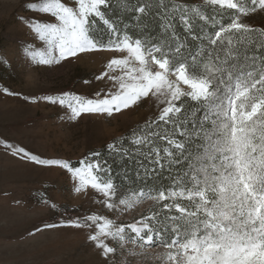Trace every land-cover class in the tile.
<instances>
[{
  "label": "snow or ice",
  "instance_id": "6c2138e0",
  "mask_svg": "<svg viewBox=\"0 0 264 264\" xmlns=\"http://www.w3.org/2000/svg\"><path fill=\"white\" fill-rule=\"evenodd\" d=\"M117 6L124 16L110 14ZM26 8L33 16L21 23L43 42L24 47L36 64L113 54L95 76L111 87L43 98L68 120L112 117L150 96L159 108L75 165L4 142L14 158L65 171L76 194H98L116 217L64 218L78 210L41 194L61 215L44 227L85 232L100 264H141L150 248L163 250V264H264V26L248 22L264 15V0H29ZM144 201L152 207L137 211Z\"/></svg>",
  "mask_w": 264,
  "mask_h": 264
},
{
  "label": "rangeland",
  "instance_id": "374dc122",
  "mask_svg": "<svg viewBox=\"0 0 264 264\" xmlns=\"http://www.w3.org/2000/svg\"><path fill=\"white\" fill-rule=\"evenodd\" d=\"M28 2L0 0V56L8 59L7 64H0V264H100L85 232L44 227L58 222L61 215L43 206L39 198L44 194L62 209L78 210L68 212L64 218L96 211L115 219V214L95 202L100 198L98 194H76L65 171L14 158L3 144L14 143L42 158L67 159L75 165L91 151L105 147L114 138L128 136L145 121L154 119L159 113L158 102L150 96L112 117L85 114L75 121L68 120L67 109L43 98L62 92L91 98L97 91L111 87L107 78L96 81L95 76L113 54H82L56 66L36 64L24 52L27 44H33L36 50L43 47V42L21 23V17L33 16L26 8ZM248 22L264 26V15L253 14ZM4 88L15 94L5 93ZM25 97H35L36 102ZM151 207V201H144L137 211L147 212ZM136 214L120 219L130 222ZM162 251L148 249L141 264H163Z\"/></svg>",
  "mask_w": 264,
  "mask_h": 264
},
{
  "label": "trees",
  "instance_id": "16d2710c",
  "mask_svg": "<svg viewBox=\"0 0 264 264\" xmlns=\"http://www.w3.org/2000/svg\"><path fill=\"white\" fill-rule=\"evenodd\" d=\"M113 12H115L116 15L124 16V13L119 10L118 6L115 9H113L112 11H110V14H112ZM129 21H130V17L125 16V22L128 23ZM103 149H104V147L97 149V150H103ZM105 155H107V153H105ZM116 167L119 168L120 166L116 165Z\"/></svg>",
  "mask_w": 264,
  "mask_h": 264
}]
</instances>
